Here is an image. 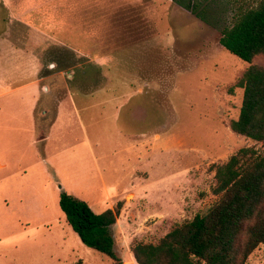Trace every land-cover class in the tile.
I'll list each match as a JSON object with an SVG mask.
<instances>
[{
  "label": "rangeland",
  "instance_id": "1",
  "mask_svg": "<svg viewBox=\"0 0 264 264\" xmlns=\"http://www.w3.org/2000/svg\"><path fill=\"white\" fill-rule=\"evenodd\" d=\"M193 1L202 17L173 0H0V264H113L66 222L61 190L97 213L121 202L114 251L136 264L134 243L216 200L211 165L263 149L230 123L264 58L219 44L259 0Z\"/></svg>",
  "mask_w": 264,
  "mask_h": 264
},
{
  "label": "trees",
  "instance_id": "2",
  "mask_svg": "<svg viewBox=\"0 0 264 264\" xmlns=\"http://www.w3.org/2000/svg\"><path fill=\"white\" fill-rule=\"evenodd\" d=\"M202 17L193 0H173ZM219 44L245 62L264 58V0L237 11L221 29ZM242 100L231 129L261 143L263 149L242 147L224 162L211 165L216 200L191 219L175 225L156 243L136 242V264H245L264 244V67L251 64L237 82ZM59 207L66 222L87 247L122 264L114 251L112 228L122 203L94 212L90 205L61 190Z\"/></svg>",
  "mask_w": 264,
  "mask_h": 264
},
{
  "label": "crops",
  "instance_id": "3",
  "mask_svg": "<svg viewBox=\"0 0 264 264\" xmlns=\"http://www.w3.org/2000/svg\"><path fill=\"white\" fill-rule=\"evenodd\" d=\"M32 108H33L32 103H31L27 108H25V110H27V113H28V119H30L31 121H32V116H33ZM31 121H30V123H29V128H30V126H31ZM19 140H20V141H19ZM15 141H17L16 146H18V145H22V143H23L22 140H21V139H18L17 137L15 138ZM37 141H39V140L35 137V134H34V135H31L30 138H29V141H27V145H28L29 147H33L34 144H35ZM2 142H3V139H0V144H1ZM16 149H18V150H23V147L18 146ZM113 206H114V205H113ZM113 206H110L109 208H111V207H113Z\"/></svg>",
  "mask_w": 264,
  "mask_h": 264
}]
</instances>
